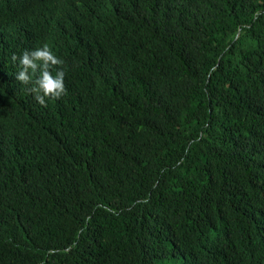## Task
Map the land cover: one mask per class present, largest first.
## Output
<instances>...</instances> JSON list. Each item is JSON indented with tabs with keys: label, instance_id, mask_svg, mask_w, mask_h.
<instances>
[{
	"label": "trees",
	"instance_id": "trees-1",
	"mask_svg": "<svg viewBox=\"0 0 264 264\" xmlns=\"http://www.w3.org/2000/svg\"><path fill=\"white\" fill-rule=\"evenodd\" d=\"M0 264H264V0H0Z\"/></svg>",
	"mask_w": 264,
	"mask_h": 264
},
{
	"label": "clouds",
	"instance_id": "clouds-1",
	"mask_svg": "<svg viewBox=\"0 0 264 264\" xmlns=\"http://www.w3.org/2000/svg\"><path fill=\"white\" fill-rule=\"evenodd\" d=\"M23 35L26 38L28 31L24 30ZM41 43L34 49L23 50L19 57L13 53L12 60L18 62L15 79L24 84L31 82L29 90L33 93L34 99L40 105H45L46 97L58 98L63 94L65 73L62 68H57L54 74L50 71L51 65L61 64L62 61L50 51L48 45L40 47Z\"/></svg>",
	"mask_w": 264,
	"mask_h": 264
}]
</instances>
